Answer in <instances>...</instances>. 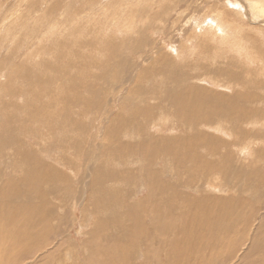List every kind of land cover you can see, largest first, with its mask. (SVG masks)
I'll list each match as a JSON object with an SVG mask.
<instances>
[{
	"label": "rangeland",
	"instance_id": "rangeland-1",
	"mask_svg": "<svg viewBox=\"0 0 264 264\" xmlns=\"http://www.w3.org/2000/svg\"><path fill=\"white\" fill-rule=\"evenodd\" d=\"M244 1L0 0V241L31 216L0 264H264V18ZM219 7L245 21L225 47L194 28ZM106 11L134 28L103 47Z\"/></svg>",
	"mask_w": 264,
	"mask_h": 264
},
{
	"label": "bare ground",
	"instance_id": "bare-ground-1",
	"mask_svg": "<svg viewBox=\"0 0 264 264\" xmlns=\"http://www.w3.org/2000/svg\"><path fill=\"white\" fill-rule=\"evenodd\" d=\"M220 2V1H219ZM239 2V1H238ZM237 2V3H238ZM245 2V1H244ZM248 6H250V7H253L254 8V13H255V15H257V16H259L260 15V17L262 16L263 18H264V0H249L248 1V3L247 2H245ZM213 3H211V5H212ZM220 4V3H219ZM211 5H210V7H211ZM221 5H222V3H221ZM239 5V4H238ZM213 6V5H212ZM197 7V6H196ZM209 7V8H210ZM224 7V6H223ZM240 7H243V5H241ZM249 7V8H250ZM190 8V7H189ZM163 9V8H162ZM211 9H213V8H211ZM215 9V8H214ZM222 9V8H221ZM242 9V8H241ZM245 9V8H244ZM207 10V9H206ZM205 10V11H206ZM238 14H245L244 12H240V11H237L236 9H234ZM249 10V9H248ZM109 11V10H108ZM108 11H106L105 12V15H104V17L103 18H99V19H103V20H101L100 21V24H99V27H97V29L99 28V30H98V32H100L101 33V36L100 37H97L98 38V40H95V42L97 41L98 42V44L99 45H102L103 44V38H110V35H114V36H116L118 33H121V31L122 32H124V33H127L126 31H130L129 33H132L131 32V30H132V28H134V26H133V19H132V21L131 22H125V21H129V19L127 18V17H125V19H122L121 17H117V15H108L109 13H108ZM210 11V10H209ZM208 11V12H209ZM232 11V10H231ZM216 12H218L217 13V15H218V19H219V21H222V22H217L215 19H216ZM225 9H223V10H220V7L219 8H217L216 10H215V17L213 18V17H209V16H206V17H202V20H203V25H200L199 24V22H201V20H199V22L198 21H196V27H194L195 29H197L198 30V28L199 27H201V29L202 30H204V29H207V28H211V30H212V32H213V34L216 36V35H219L218 37L220 38V40L221 41H223V43H224V45H222L223 47H225V46H228V42L230 41V40H227V37H228V35H227V33H226V31H224V28H221V27H223V26H221V25H223L222 23L223 22H225V23H227V25L229 24V25H231L232 26V29L233 30H231V32H239V31H236V30H239V25L238 24H241V23H243V21H244V17L242 18V17H236L235 16V18H234V16H231V18L233 17V20H230V19H228V18H226L225 19ZM229 13V12H228ZM249 13H250V11H249ZM248 13V14H249ZM204 14H206V13H204ZM230 14V13H229ZM228 14V15H229ZM232 14H234V13H232ZM247 14V13H246ZM131 15V14H130ZM227 15V14H226ZM231 15V14H230ZM211 16V15H210ZM242 16H245V15H242ZM92 17H95V16H92ZM222 17L224 18V19H222ZM124 18V17H123ZM201 18V17H200ZM199 18V19H200ZM93 19V18H92ZM41 20V19H40ZM90 20V19H89ZM95 20V19H94ZM206 20H210L209 22H207ZM43 21V20H42ZM92 21V20H91ZM97 21V20H96ZM245 22V21H244ZM65 23H67V22H65ZM90 23V22H89ZM94 23V22H93ZM236 23H238V24H236ZM49 24V23H48ZM136 24V23H135ZM33 25V24H32ZM50 25V24H49ZM117 25H120V26H124V25H127V27L128 28H125L124 30H121V31H118L117 32V30H113V28L114 27H116ZM226 25V26H227ZM136 26V25H135ZM54 27V24L52 25H50L49 27H48V30H46L45 31V33L46 32H50L51 30H53L52 28ZM228 27V26H227ZM122 28V27H121ZM230 27H228V29H229ZM259 28V27H258ZM47 29V28H46ZM55 29V28H54ZM193 29V28H192ZM230 30V29H229ZM228 30V31H229ZM243 30V28L240 30V31H242ZM21 31V30H20ZM245 31V30H244ZM255 31V30H254ZM253 31V32H254ZM259 31V30H258ZM53 32V31H52ZM63 32V31H62ZM204 32V31H203ZM209 33L211 32V31H208ZM74 33V32H73ZM90 33V32H89ZM95 35H97V31L95 30ZM252 33V32H251ZM58 34V33H57ZM61 34V33H60ZM91 34V33H90ZM199 34V33H198ZM208 34V33H207ZM212 34V35H213ZM232 34V33H231ZM8 35H9V33H8ZM48 35V34H47ZM46 35V36H47ZM54 35V34H53ZM89 35V34H88ZM122 35V34H121ZM200 35V34H199ZM201 35H204V34H202L201 33ZM206 35V34H205ZM204 35V36H205ZM221 35V36H220ZM233 35H235V34H233ZM254 36V35H253ZM10 37V36H9ZM44 37V36H43ZM49 37V36H48ZM96 37V36H95ZM124 38H125V36H123ZM262 37V36H261ZM94 38V37H93ZM216 38V37H215ZM232 38V47L233 48H235L234 47V44H235V42H234V40H233V37H231ZM6 39V38H5ZM11 39H14V37H11ZM90 39V38H89ZM111 39V38H110ZM230 39V38H229ZM238 39V46H241L242 47V49H245V48H248L249 50H252L253 48H254V46H252V45H250V46H248V43H249V40L251 39V37H250V39L248 40L247 39V37H245V36H241V35H238V36H236V40ZM42 39H41V37H39V42L41 41ZM85 40V39H84ZM12 41H14V40H12ZM92 41V40H91ZM7 43H8V41H7ZM61 43V42H60ZM94 43V42H93ZM101 43V44H100ZM108 43V42H107ZM205 43V42H204ZM221 43V42H220ZM256 43V42H255ZM87 44V43H86ZM88 46H90L91 44L89 43V44H87ZM86 45V46H87ZM109 45V44H108ZM29 46V45H28ZM35 46V45H34ZM96 46V45H95ZM103 46V45H102ZM221 46V45H220ZM247 46V47H246ZM104 47V46H103ZM231 47V46H230ZM231 47V48H232ZM237 47V46H236ZM58 48V47H57ZM94 48V47H93ZM99 48H101V47H99ZM237 48H239V47H237ZM97 49H98V46H97ZM103 49V48H102ZM101 49V50H102ZM240 49V48H239ZM32 51H33V48L31 49ZM52 50H54V52H55V49L53 48ZM86 50H87V48H86ZM88 50H89V48H88ZM94 50V49H93ZM100 50V49H99ZM100 50V51H101ZM104 50V49H103ZM229 50V49H228ZM238 50V49H237ZM249 50H247L248 52H249ZM31 52V51H30ZM30 52H28V53H30ZM93 52V51H92ZM218 52V51H217ZM56 53H57V51H56ZM94 54V53H93ZM98 54V53H97ZM219 54V53H218ZM217 54V55H218ZM221 54V53H220ZM50 55H52L51 53H50ZM32 56H33V54H32ZM94 56V55H93ZM86 59V58H85ZM95 60V59H94ZM101 60V59H100ZM216 60V59H215ZM98 61V60H97ZM100 62V61H99ZM99 62H97V63H99ZM87 63V62H86ZM85 65V64H84ZM95 65V64H94ZM128 65V64H127ZM91 68V67H90ZM14 70V69H13ZM83 71V70H82ZM3 72H4V70H3ZM261 73H262V71H261ZM96 77H98V75H96ZM86 80V79H85ZM214 83H216L217 85L216 86H220V84L218 83V81H216V79H215V81H214ZM113 85V84H112ZM228 88V87H227ZM180 98H182V96L180 97ZM180 100H184L183 98L182 99H180ZM123 102V101H122ZM121 106H123V105H121ZM187 106H186V104H185V102H183V106H182V108L183 109H185ZM120 109H121V107H120ZM180 110V109H179ZM133 111V110H132ZM117 112V111H116ZM143 112V111H142ZM141 112V113H142ZM147 112V111H146ZM162 112V111H161ZM184 112V111H183ZM182 112V113H183ZM113 113V112H112ZM119 116H120V114H119ZM162 117V116H161ZM124 121H125V119H124ZM101 122V121H100ZM252 122H254V121H252ZM124 123V125L126 124V122H123ZM261 123V122H260ZM125 127V126H124ZM213 128V127H212ZM216 129H218V130H222L223 131V129H225L223 126H222V124H216V127H215ZM69 129V128H68ZM126 129H128V128H126ZM214 129V128H213ZM106 130V129H105ZM71 132V131H70ZM67 133V132H66ZM97 133V132H96ZM115 133V132H114ZM122 135V134H121ZM137 135V134H136ZM12 141V140H11ZM80 141V140H79ZM8 142V141H7ZM31 144L33 145V142H31ZM24 145V144H23ZM28 146H30V145H28ZM134 146H135V144H134ZM131 148V147H130ZM27 149V148H26ZM12 150V149H11ZM207 150V149H206ZM19 151V150H18ZM22 152H24V151H22ZM135 152V151H134ZM213 152H214V149H213ZM25 154H27V152L25 153L24 152V154H23V157L24 158H26V156H25ZM213 154V153H212ZM215 155V154H214ZM223 155V154H222ZM15 156H16V154H15ZM18 157V156H17ZM218 159V158H217ZM223 160H222V157H220L219 158V160H217V163H220V162H222ZM124 162V161H123ZM23 167V166H22ZM130 167V166H129ZM16 168V167H15ZM18 168H19V166H18ZM24 168V167H23ZM133 168V167H132ZM141 168V167H140ZM26 172L27 171H31L27 166H26ZM25 169H23V170H25ZM128 169V168H127ZM19 170V169H18ZM125 170V169H124ZM138 170V169H137ZM17 171V170H16ZM130 171H132V170H130ZM215 171V170H214ZM20 172V171H19ZM217 172V171H216ZM28 173V172H27ZM121 173V172H120ZM215 172H213L211 175H210V177H212V175L214 174ZM20 174V173H19ZM28 176V175H27ZM175 176H177V175H175ZM207 176V175H206ZM219 176L220 175H216L215 176V181L216 182H213L212 181V179H210V180H208V179H206V182H207V184L208 185H210L211 183H216L217 185H214V187L215 188H213V189H215V190H218L219 191V193H225L227 190H226V188L223 186V182H222V179H221V177L219 178ZM143 177V175L141 176V178ZM138 178H140V177H138ZM171 178L173 179L174 177L173 176H171ZM15 179H16V177H15ZM26 179H27V177H26ZM123 179V178H122ZM121 179V180H122ZM144 179V178H143ZM164 179V178H163ZM142 180V179H141ZM145 180V179H144ZM3 181H5V180H3ZM18 181H20V178H18ZM1 182V181H0ZM13 182V181H12ZM123 182V181H122ZM137 182V181H136ZM140 182V181H139ZM198 182V181H197ZM2 183V182H1ZM158 183V182H157ZM162 183V182H161ZM203 183V182H202ZM8 184V183H7ZM144 184H145V182L143 181V183L141 184V189L143 188V186H144ZM146 184H147V181H146ZM197 184V183H196ZM200 184V183H199ZM20 185V184H19ZM149 185V184H148ZM213 185V184H212ZM145 187H148V186H146L145 185ZM153 187V186H152ZM199 186H198V184L196 185V187H194V191H193V193H191L192 195H194V196H198V195H196L195 193H197V194H199V193H201L202 192V190H201V188L199 189L198 188ZM14 189V188H13ZM17 189H18V187H17ZM190 190V189H189ZM1 191H2V188H1ZM135 191V190H134ZM21 192V191H20ZM139 191H137V193H138ZM147 194H148V192H147ZM15 195V194H14ZM148 196V195H147ZM147 196H146V198H147ZM9 197V196H8ZM152 197V196H151ZM134 198V196H132V199ZM207 199H209L208 197H206ZM110 199V198H109ZM211 200V199H210ZM150 201V200H149ZM146 201H144V203L143 204H148V203H145ZM215 202V201H214ZM143 204L140 202V203H137L135 206H136V208L138 207V208H142V210H143V207H145V206H143ZM122 205V204H121ZM134 206V207H135ZM144 210H146L145 208H144ZM143 210V211H144ZM9 213L10 212H8L7 213V215H6V217H7V219H4V221H3V223L5 222L6 223V227H8L9 225H13V228H14V232L15 233H13L12 235H11V237H10V240H7L8 239V237L6 238V237H3L2 236V241H0V244L1 243H8L9 241L10 242H12L11 244H13V246H14V250H13V257H12V260L14 259V258H16V257H18V256H20L21 257V252L22 251H24V250H27V249H29L28 247H29V245L27 244L28 242H29V240H31V238H29V237H27L26 235H27V233L28 232H30L31 230H30V226H31V216L29 215V214H27L25 211H23V210H16V211H14V212H12L10 215H9ZM0 226H2V225H0ZM3 227V226H2ZM19 235H21V237L22 238H19ZM150 236V235H149ZM152 239V238H151ZM150 239V240H151ZM18 240V241H17ZM154 241H155V239H154ZM156 242V241H155ZM152 243V242H151ZM149 246V245H148ZM151 246H153V245H151ZM12 249H13V247H12ZM15 250H17L19 253H14V251ZM144 250V249H143ZM149 251V250H148ZM150 254V253H149ZM142 256V255H141ZM20 257H18V258H20ZM68 257V256H67ZM140 258V257H139ZM158 260V259H157ZM7 261V262H6ZM5 262L6 263H9V260H6ZM6 263H3V264H6ZM148 263V262H147ZM62 264V263H61ZM146 264V263H145Z\"/></svg>",
	"mask_w": 264,
	"mask_h": 264
}]
</instances>
